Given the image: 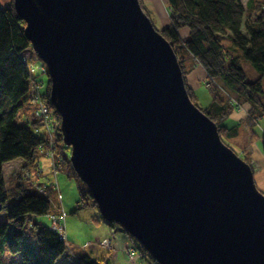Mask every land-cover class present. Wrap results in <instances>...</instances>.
Listing matches in <instances>:
<instances>
[{"label":"water","instance_id":"95a60500","mask_svg":"<svg viewBox=\"0 0 264 264\" xmlns=\"http://www.w3.org/2000/svg\"><path fill=\"white\" fill-rule=\"evenodd\" d=\"M70 160L159 264H264V192L140 0H14ZM102 264H108L104 261Z\"/></svg>","mask_w":264,"mask_h":264},{"label":"trees","instance_id":"16d2710c","mask_svg":"<svg viewBox=\"0 0 264 264\" xmlns=\"http://www.w3.org/2000/svg\"><path fill=\"white\" fill-rule=\"evenodd\" d=\"M166 3L170 21L162 28L152 21L178 56L191 100L217 124L220 136L228 146L231 147L229 140L238 137L242 128L251 133L252 139H257L256 128L264 116V86L261 78L255 81L246 79L242 59L250 60L264 74V0H247L246 5L242 0H166ZM142 7L152 19L149 10L143 4ZM24 28L25 22L19 16L14 0L7 5L0 0V211L9 198L14 199L8 212L9 222H0V254L6 250L20 254L19 264H56L71 244L63 239L66 215L64 220L61 219L63 233L53 227L52 215L64 216L59 204L51 200L52 194H59L57 181H46V190L42 192L30 175L37 170L41 172V178L43 170L39 155L46 154L53 143L48 135L43 134L36 104L32 102L29 62L33 60L25 57L31 43ZM226 38L228 43H225ZM198 66L205 70L211 82L208 89L212 100L206 107L199 106L198 95L187 81ZM46 74L36 72L34 79L41 82V97L58 118L54 126L56 170L51 167L53 160L44 156L51 160L50 168L55 175L63 166L70 176L76 178L82 196V204L78 203L76 210L91 203L97 207L89 187L72 166L70 147L63 144L61 116L51 101L49 74L48 79L43 77ZM245 103L250 104L249 115L238 125L228 127L226 122ZM25 108L31 109L34 119L27 117L26 123L17 124L16 118ZM261 138L264 153V130ZM59 155L61 159H58ZM17 158L23 160V166L9 175L8 182L12 187L7 188L3 166ZM88 199H91L90 204ZM53 207H56L54 211ZM29 215H48L51 220L48 225L34 219L32 226L37 230V241L31 240L25 229ZM93 219L101 223L104 218ZM76 257L75 264H102L104 261L109 264V258L96 259L87 254Z\"/></svg>","mask_w":264,"mask_h":264},{"label":"rangeland","instance_id":"374dc122","mask_svg":"<svg viewBox=\"0 0 264 264\" xmlns=\"http://www.w3.org/2000/svg\"><path fill=\"white\" fill-rule=\"evenodd\" d=\"M10 0H1V2L6 3ZM141 5L143 4L150 12L152 19L156 24L157 27H160L161 23H168L170 21V12L168 10V5L166 3V0H140ZM247 0H242V3L246 5ZM5 5V4H3ZM152 21V22H153ZM245 31V30H244ZM229 40L226 38L225 43H228ZM25 57L27 60H33L32 64L39 65V62L41 59L38 57V55L32 50V48H29L28 52L25 54ZM33 58V59H32ZM29 62V61H28ZM29 65L31 63L29 62ZM242 65L246 74V79L248 81H255L259 78L263 81L264 86V74L260 73L252 64V62L246 58L242 59ZM199 69V68H197ZM197 69L193 71L194 73L190 74L189 76H194L195 78V84L199 85V87L196 89V94L198 95V104L200 107H206L211 102L212 97L211 93L208 89V86L211 85V82L208 80L207 74L205 77L200 76L201 73L197 72ZM201 72V71H200ZM188 76V77H189ZM46 79H48V74L43 76ZM188 84L189 78H187ZM195 89V88H194ZM31 90V87H30ZM249 104H242L238 108V115L242 119L247 117L249 115ZM30 118L31 120L34 119L32 115L31 109H22L20 110L16 122L17 124H23L26 123V118ZM257 133L262 134L264 130V116L259 119V123L257 126ZM255 139H252L251 133L245 129L242 128L240 131V135L236 138H233L229 140V143L231 145V148L240 155L244 160H248L247 162L252 166L255 174H259L261 172V165L259 164V161L254 159L253 157V150L251 148V145L253 144ZM63 144L67 146L64 141ZM69 153L71 154L72 148H69ZM47 156V154H44ZM40 153L39 155V161L41 163V167L43 170L41 178L39 177V174L41 172H38L37 170H34L30 173L32 180L35 182V186L39 189H45L46 190V181L50 180L52 182L58 183L59 189L58 193L56 195H51V200L53 203H58V207H61V209H64V212L66 214V221H65V235L67 237V240L71 246H67V249L64 253V255L60 258L58 263L56 264H64V263H70L75 264L74 262L78 261L76 259V255H82L87 254L90 255L93 258L96 259H105L109 258V264H158L157 261L152 257V255L138 242V240L135 239L136 244L140 247V250L136 251V255L133 257L130 256V249L127 247H120L122 252L116 253L117 247L113 245L112 240L109 239L110 236H112V228H118L120 231L125 232L118 224L115 223H109L106 220L102 218L101 212L98 208V206H94L91 203V199H88V203L90 205L82 207L78 210H76L77 204L81 202L82 204V196L81 192L78 186V182L74 176H70L68 174V170L65 167H61L60 170L56 173L50 168L51 160ZM23 166V160L20 158L14 159L10 162H7L3 166V177L5 179V182L7 184V188H11L12 185L8 182V177L11 173L15 171H19ZM52 167V166H51ZM27 173V172H26ZM41 179V180H40ZM256 180V179H255ZM49 181V182H51ZM258 187L264 192V187H262L261 184L258 185ZM59 196V198H58ZM90 198V197H89ZM14 203L13 198H9L3 209L0 211V222H9L8 218V212ZM56 209V207H53V211ZM57 211V210H56ZM54 215H52V218ZM94 217H97L99 219H103L101 223H98L94 221ZM29 219V220H28ZM27 219V224L25 229L29 233L31 240L37 241V230L32 226V223L34 222V219L37 221H43V223L50 225L51 220L48 215H42V216H34L29 215ZM108 237V238H107ZM103 240L107 242H111L110 247H105L103 245ZM109 240V241H108ZM131 245L133 247L132 242L130 241ZM136 247V246H135ZM112 248H114L112 250ZM134 249V248H133ZM136 249V250H137ZM76 253V255L74 254ZM116 253V255H115ZM70 255L73 259L69 260ZM21 261V255L20 254H12L8 250H6L4 253L0 254V264H19Z\"/></svg>","mask_w":264,"mask_h":264},{"label":"built area","instance_id":"2783aa9c","mask_svg":"<svg viewBox=\"0 0 264 264\" xmlns=\"http://www.w3.org/2000/svg\"><path fill=\"white\" fill-rule=\"evenodd\" d=\"M30 69H31V95H32V102L33 104H36V109H37V114L38 119L41 122V125L43 127V129H41L43 131L44 135H48L50 137V139L52 140V145L49 147V149L46 151V154L48 157H50L53 160L52 163V169L56 170V154H55V145H54V133H55V129L54 126L58 121L57 116L55 115L53 109L51 107H49V105L44 101L43 97H41V87L42 84L41 82H37L36 79H34V75L36 72H41L43 74L48 73V68L45 65V63L42 61L41 64L39 65H34L31 63ZM61 124V123H60ZM61 127V125H60ZM38 131V129H37ZM62 133V132H61ZM62 156H58V159H61ZM40 191L45 192V189H40ZM62 214L64 215L62 218H57V217H53L54 219V228L57 229L58 231H60L61 233H63L64 228L63 225L61 223V219H65V212L64 209L62 210ZM109 241V240H108ZM103 245L105 247H110L111 242H107L105 240H103ZM114 248H112L113 250ZM130 256L133 257L134 255H136V249H131L129 251Z\"/></svg>","mask_w":264,"mask_h":264},{"label":"crops","instance_id":"0c3cea01","mask_svg":"<svg viewBox=\"0 0 264 264\" xmlns=\"http://www.w3.org/2000/svg\"><path fill=\"white\" fill-rule=\"evenodd\" d=\"M8 3H9V1L6 3H3V4L7 5ZM165 25H166V23H161V25H159V26L162 28ZM197 68H199V69H197ZM197 68H196L197 72L201 73L200 76L205 77V75H206L205 70L202 69L200 66H198ZM188 78H189L190 86L195 88V91H196V89L199 87V85L195 84L194 76H189ZM245 104H248V103H245ZM246 106H248V108L250 109V104L246 105ZM238 113H235V115L231 116V118L226 122V125L228 127H232V126L239 124V121L241 120V118L239 117ZM261 137H262V134H259L258 138L255 139L253 144L251 145V148L253 150L252 152H253L254 159L258 160L259 164L262 166L261 172L259 174L258 173L255 174L256 183L258 185L261 184L262 187H264V153L262 151V145H261L262 138ZM112 231H113L112 236H110L109 239L112 240V243L117 247L116 253L118 254V252H120V251L122 252L120 247H122V249H123V247H125V248L128 247V245L131 244L130 241L132 239L125 232L120 231L118 228H112ZM132 244H133V242H132ZM116 253H115V255H116ZM141 254H142V251H141ZM69 256L70 255H68V257ZM69 258H70L69 260L73 259L71 256ZM64 264H67V263H64Z\"/></svg>","mask_w":264,"mask_h":264},{"label":"bare ground","instance_id":"6f19581e","mask_svg":"<svg viewBox=\"0 0 264 264\" xmlns=\"http://www.w3.org/2000/svg\"><path fill=\"white\" fill-rule=\"evenodd\" d=\"M30 48H32V47H30ZM33 50V49H32ZM257 186H258V184H257ZM63 239H66L67 240V237H66V235H65V231H64V233H63ZM131 241H133V247H132V245L130 244V245H128V249H137V247H138V245L136 244V242H135V240H131ZM136 246V247H135ZM77 258V257H76Z\"/></svg>","mask_w":264,"mask_h":264}]
</instances>
